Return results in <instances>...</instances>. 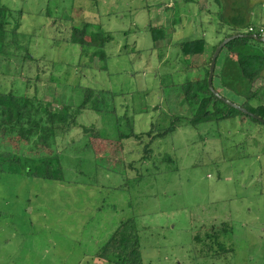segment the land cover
<instances>
[{
	"label": "rangeland",
	"instance_id": "1",
	"mask_svg": "<svg viewBox=\"0 0 264 264\" xmlns=\"http://www.w3.org/2000/svg\"><path fill=\"white\" fill-rule=\"evenodd\" d=\"M197 1L206 4L2 0L23 11L20 18L14 12L21 22L18 53L28 51L37 59L23 63L17 57L7 65L0 55L4 86L52 102L51 109L59 108V101L75 108L84 87L104 96L101 113L86 109L76 117L95 125L100 136L86 137L78 126L58 138L61 180L26 174L30 164L0 171V264H110L96 255L131 217L139 228L144 264H264V122L234 112L233 118L190 124L194 107L184 99L182 84L199 77L195 65L201 57L189 58L194 65L185 72L174 43L205 38L209 56L219 37L214 32L219 19L200 10ZM85 21L113 36L94 59L89 50L81 56L80 46L67 40L70 25ZM150 24L162 25L168 38L154 44ZM22 63L23 75L14 78ZM26 76L31 83L23 82ZM263 84L258 79L254 89ZM216 85L231 101L245 100L218 80ZM172 116L181 117V124L153 140L146 158L150 136H122L131 128L145 133L152 123L166 128ZM39 146L36 138L28 148L13 151L25 156ZM223 222L231 231L219 230ZM210 235L229 250L220 248L213 256L217 246L213 252L204 247Z\"/></svg>",
	"mask_w": 264,
	"mask_h": 264
},
{
	"label": "trees",
	"instance_id": "2",
	"mask_svg": "<svg viewBox=\"0 0 264 264\" xmlns=\"http://www.w3.org/2000/svg\"><path fill=\"white\" fill-rule=\"evenodd\" d=\"M17 11L0 0V55L7 58V65H9L10 59L14 60L17 57L18 62L22 61L23 63L35 61L36 59L28 51L23 52L24 54L18 53L21 45L18 44L17 34L21 22L15 18L14 12ZM18 12L17 17L20 18L23 11L20 10ZM234 20L233 31L223 33V38L216 45H213L209 56L206 54L209 43L205 38L189 39L174 43L180 48L178 54L182 58L180 57L179 59L185 65V72H188V68L192 70L194 65L189 58L193 56L201 57V63L195 65L199 67V77L193 80L187 78L182 84L184 99L187 100L189 107H194V116L190 119V124L192 125L233 118L234 112L249 117V115L235 108H230L229 105L215 96L208 84L211 58L220 42L234 33H251L250 31H243L246 26V19L238 20V16H236ZM250 26L254 25H247V29ZM150 31L154 44L168 38L167 32L162 25L154 26L150 24ZM218 31L220 32V29ZM104 32L101 27H96L91 21L82 22L81 26H76L72 23L67 40L80 46L82 50L81 56L85 50H89L92 52L90 58L94 59L99 55L102 56L105 42L113 38L111 34L107 32L105 34ZM263 45L264 43L250 37H238L231 40L223 47L218 56L219 59L220 55L223 54L222 64L219 70L215 68L213 78L215 89L218 90L216 85V80H218L224 90L229 89L235 95L245 98L239 104L262 117H264V100H262L264 91H261L264 90V87L255 90L254 83L260 78L264 79ZM94 48L98 49L93 50ZM23 63L20 71H18V76L16 73L14 78L23 75L21 73L25 67ZM16 81L12 80L11 83L15 85ZM23 82L31 83V80L26 76ZM4 83L0 78V171L5 166H7L6 168L20 170L19 166L30 164L26 174L45 179L61 180L63 178L61 158L59 153H56L58 150V138H65L78 126L82 128L86 137L100 136V131L95 125H83L76 117L79 112L86 109L101 113L104 93L101 90L84 87L83 99L75 108L70 101H59L60 107L51 109L52 102H41L37 95H29L28 92L22 93L17 88L8 89L3 85ZM218 91L223 94V91ZM252 99H258L261 102L253 104ZM179 121L182 122L181 117L172 116L171 123L166 128H155L152 123V128L145 133H137L131 128L129 133L122 134V136L137 139H142V134L150 136V141L144 144V158H146L152 152L150 147L152 141L164 138L174 132L181 124L177 125ZM155 124L157 125V122ZM155 131L156 133H154ZM36 138L40 141L39 149L36 152L25 156L19 154L20 152L18 151L28 148L30 143ZM105 142H109L108 139ZM13 149L18 151L15 153ZM219 227V230L223 232L231 231L230 225L225 222L221 223ZM216 246L217 252L213 256L220 254L218 252L220 248H222L223 252L229 250L223 245L218 236H207L204 240V247L208 248L209 252H213ZM96 256L101 261L110 264H144L139 228L135 218L131 217L121 221Z\"/></svg>",
	"mask_w": 264,
	"mask_h": 264
},
{
	"label": "crops",
	"instance_id": "3",
	"mask_svg": "<svg viewBox=\"0 0 264 264\" xmlns=\"http://www.w3.org/2000/svg\"><path fill=\"white\" fill-rule=\"evenodd\" d=\"M194 2V0H185ZM206 4L199 6V3L195 4L200 10H208L212 14H215L218 21V26H214V32L216 35H219L218 41L223 38V33L226 31H233L234 17L238 16L239 19H246L247 25H262L264 26V0H213L215 6L212 7L211 0H205ZM171 6V4H169ZM195 6L194 10L198 11ZM162 11V10H161ZM183 15L186 14L185 11L182 12ZM242 21V20H241ZM164 23V22H163ZM190 23L194 26L193 21ZM245 26L244 32H248L247 27ZM220 29V32L218 31ZM209 43V42H208ZM216 43V44H217ZM210 44V43H209ZM215 43L212 45H216ZM222 60L220 62V66Z\"/></svg>",
	"mask_w": 264,
	"mask_h": 264
},
{
	"label": "water",
	"instance_id": "4",
	"mask_svg": "<svg viewBox=\"0 0 264 264\" xmlns=\"http://www.w3.org/2000/svg\"><path fill=\"white\" fill-rule=\"evenodd\" d=\"M238 37H250V38H254L262 43H264V38L260 37L257 34L251 33H234L226 38H224L220 44L216 47L212 58H211V62H210V66H209V75H208V84H209V88L211 89V91L214 93L215 96H217L220 100H222L224 103H226L227 105L241 111L242 113H245L249 116H251L252 118L259 120L261 122H264V117H262L261 115H258L256 113H253L251 111H249L247 108L243 107L241 104L239 103H235L233 101H231L230 99L226 98L223 94H221L217 89H215L214 85H213V78H214V74H215V68H216V63H217V59L218 56L221 52V50L223 49V47L229 43L231 40L236 39Z\"/></svg>",
	"mask_w": 264,
	"mask_h": 264
},
{
	"label": "built area",
	"instance_id": "5",
	"mask_svg": "<svg viewBox=\"0 0 264 264\" xmlns=\"http://www.w3.org/2000/svg\"><path fill=\"white\" fill-rule=\"evenodd\" d=\"M249 31L252 33H258L261 37L264 38V26L262 25L250 26Z\"/></svg>",
	"mask_w": 264,
	"mask_h": 264
},
{
	"label": "clouds",
	"instance_id": "6",
	"mask_svg": "<svg viewBox=\"0 0 264 264\" xmlns=\"http://www.w3.org/2000/svg\"><path fill=\"white\" fill-rule=\"evenodd\" d=\"M254 26H257V25H254ZM248 31H249V28H248ZM251 33H252V32H251ZM251 33H250V34H251ZM254 34H257V35H259L258 33H254ZM259 36H260V35H259ZM260 37H261V36H260Z\"/></svg>",
	"mask_w": 264,
	"mask_h": 264
}]
</instances>
